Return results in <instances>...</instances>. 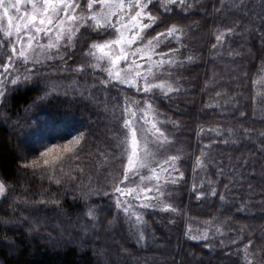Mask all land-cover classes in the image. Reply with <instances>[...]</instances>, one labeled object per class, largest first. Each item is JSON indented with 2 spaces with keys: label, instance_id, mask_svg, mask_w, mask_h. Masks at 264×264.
<instances>
[{
  "label": "snow or ice",
  "instance_id": "snow-or-ice-1",
  "mask_svg": "<svg viewBox=\"0 0 264 264\" xmlns=\"http://www.w3.org/2000/svg\"><path fill=\"white\" fill-rule=\"evenodd\" d=\"M258 2L259 11L253 7L256 0H215L213 11L224 18V25L212 31L215 42L211 43L209 52L213 58L223 55L225 46L230 57L241 56L242 53L229 44L230 38L236 36L245 39L255 37L264 49V0ZM204 7L200 0H86V3L82 0H0V120L7 122L10 119L5 110L9 109V100L14 93L27 87L40 93L24 109L25 119L18 117L12 125L13 132L24 136L30 149V152L19 156V168L31 171L33 175L39 174L58 190L57 193L47 190L33 193L30 198L27 190L16 195L15 187L0 179V201L11 210L4 213L9 219L0 217V225L23 223L38 235L42 222L39 213L49 208L59 211L62 200L71 195L85 204L83 232H95L100 224V208L89 201L94 196L106 197L114 201L116 209V214L107 222L108 229L112 230L123 219L129 233L143 246L148 241V225L137 208L180 214V209L168 202L170 193L167 186L184 178L180 164L188 154L176 147L172 138L174 133L166 134L158 127L162 122L157 119L160 113L155 109L154 101L157 91L169 99L171 94L182 92L183 75L180 70L186 64L196 62L198 56L191 54L183 59L174 58L176 53L183 56L180 49L186 47L183 43L186 30L179 23L165 25L162 13H172L175 8L187 14L192 9ZM158 23L165 25L164 30L148 38L150 33L147 30ZM173 41L178 47H171ZM133 45L137 46L133 48ZM163 47H168V51H157ZM153 55L160 59L153 60ZM138 58L148 65L146 69L144 64L137 62ZM121 64L126 67H121ZM165 76L166 79H161ZM258 76L259 80L254 83L264 81V62L258 69ZM120 85L142 92L147 99L123 96L121 103L118 95L112 98L110 105L107 98L104 101L95 99L98 90L108 91ZM217 86L214 74L205 82L204 90ZM227 95L219 91L215 93L219 98ZM60 96L71 97L64 102L69 112L83 101L93 102L98 108L103 104L106 143L97 146L95 153L89 148L88 134L79 129L59 127L54 130V136L27 132L33 127V123L26 119L28 115L46 104L51 106L50 101ZM225 103L238 108V100L234 96H229ZM210 106L213 105H206ZM255 113L254 107L253 117ZM239 117L240 127L226 129L227 138L222 142L252 141L255 133L259 141L258 151L264 152V130L245 128L246 112L240 111ZM261 119L264 120V115ZM170 123L179 129L178 122ZM206 131L223 136L218 128L206 130L203 127L197 135ZM56 139L64 142L56 143ZM217 143L212 139L200 147L194 160V174L197 170L207 172L215 166L216 175H224V168L211 155L213 145ZM37 152L38 155H32ZM173 152L175 154H170ZM93 155L97 158V175L101 169H111L102 186L97 185L93 175L85 171V158ZM246 164L247 161L244 162ZM236 171L235 166L229 169L230 174ZM161 176L164 177L163 182ZM145 181L155 183L148 186ZM236 182V177L230 175L229 183L223 184L224 192L218 190V181L209 179L207 191L197 192L198 188L204 189L203 181L199 185L193 184L192 191L197 192V200L218 196L221 209L218 216L205 222L203 230L194 232L187 228L184 232L187 239L209 241L216 235L235 232L237 239L231 241L233 246L244 240L248 226L233 230L230 217L220 218L230 211L227 207L230 203L228 193L230 185ZM244 207L247 203L237 207L236 211H243ZM18 210L19 215L16 214ZM3 211L0 205V212ZM255 239L254 231L249 230L247 242L242 248L237 247L238 253L243 254L244 264H264V244L256 245ZM8 245L13 246V242L8 241ZM205 247L210 248L211 244ZM117 254L131 256L122 246H118ZM116 264H123V260Z\"/></svg>",
  "mask_w": 264,
  "mask_h": 264
},
{
  "label": "trees",
  "instance_id": "trees-1",
  "mask_svg": "<svg viewBox=\"0 0 264 264\" xmlns=\"http://www.w3.org/2000/svg\"><path fill=\"white\" fill-rule=\"evenodd\" d=\"M200 2L204 8L192 9L187 14L175 8L172 13H162L165 25L179 23L185 28L186 47L181 49L182 52L186 56H198L196 62L186 64L180 70L183 75L182 92L171 94L170 99L156 93L157 98L154 101L157 111L168 120L179 123L177 130L186 142L189 153L180 164L184 178L176 184L171 197V204L180 209V214L149 211L146 214V221L150 225L148 241L142 246L129 233L122 220L112 230L108 229L107 222L116 214V209L114 201L106 197L94 196L89 201L100 208V224L98 231H89L86 235L82 230L85 222V204L69 195L62 200L59 211L49 208L39 213L41 223L44 224L40 226L38 235L23 223L0 225V264H116L121 259L123 264H145V261L148 264H244L243 254L238 253L237 247L242 248L247 242L248 231H254L256 245L264 244V152L258 151L259 141L256 140L255 133L252 141L242 140L236 144L222 142L227 138L226 129L240 127V111L247 113V118L243 120L245 128L264 130V120L261 119L264 115V81L254 83L259 80L258 69L264 62V49L255 37L245 39L236 36L230 38L229 44L232 49L241 52V56L230 57L225 46L223 55L213 58V54L209 52L211 43L215 42L212 31L215 27L224 25V18L214 13L212 5L215 0ZM253 7L259 11L258 0ZM165 25L158 23L150 28L149 37L163 31ZM244 73H247V76ZM214 74L218 86L205 91V82ZM217 91L228 95L223 98L216 97ZM38 94L40 93L31 87L14 93L9 100V109L5 110L10 119L7 122L0 120V177L15 187L16 195H21L27 190L30 198L31 194L45 190L49 193L58 192L57 187L50 184L46 178L42 179L39 174L33 175L31 171L19 168V156L30 152V149L25 143L26 138L13 132L12 125L18 117L25 119L24 109L28 108ZM95 95L99 101L107 98L109 104L112 98L118 95L121 97L119 102L123 101V96L138 100L147 99L144 94L137 93L134 88H128L126 85L110 88L108 91L101 89ZM229 96L237 98L238 108L232 103H225ZM70 99L71 97L60 96L50 101L51 106L46 104L33 110L26 118L33 123V127L28 128L27 132L54 136V130L59 127L79 129L88 134L89 148L95 153L97 146L106 143L103 104L98 108L92 102L83 101L69 112L64 102ZM209 104L213 106L206 107ZM201 127L206 130L218 128L223 132V136H218L212 131L198 136ZM212 139L218 143L213 145L211 154L224 168V175H216L217 170L213 168L209 174H205L206 178L202 179L199 170L193 173L194 160L195 156L199 155L200 147L209 144ZM55 142L64 141L56 139ZM32 155H38V152ZM96 159L95 155L86 156L84 161L85 171L93 175L94 181L97 178ZM232 166H235L237 171L230 174L229 169ZM99 173L107 176L108 170L101 169ZM230 175H234L237 182L230 185L231 191L228 193L230 203L227 207L230 211L220 218L230 217V227L233 230L248 226L245 228L244 240L238 246H233L231 241L237 239L235 232H226L223 236L216 235L209 241L187 239L184 235L187 228H192L194 232L202 230L205 222L218 216L221 209L218 196L197 200V192L207 191L206 182L209 179L218 181V190L224 192L223 184L229 183ZM202 181L204 189L192 191L193 184L199 185ZM245 203L247 207L237 212V207H243ZM0 205L4 210L0 212V217L9 219V216L4 215L5 212L11 211L8 205L2 201ZM16 214L19 215V210ZM57 227L60 228L56 229ZM90 227L89 225V229ZM8 241H12L13 246L10 247ZM220 241H223V244ZM209 243L211 247H205ZM118 246L126 248L131 256L118 255Z\"/></svg>",
  "mask_w": 264,
  "mask_h": 264
},
{
  "label": "rangeland",
  "instance_id": "rangeland-1",
  "mask_svg": "<svg viewBox=\"0 0 264 264\" xmlns=\"http://www.w3.org/2000/svg\"><path fill=\"white\" fill-rule=\"evenodd\" d=\"M82 3H86V0H82ZM23 8H24V6H22V10H23ZM29 11H30V8L28 9ZM145 22H147V21H145ZM147 31H149V29L147 30ZM105 38H107V37H105ZM149 38H151V37H149ZM42 43H46V40H42L41 41ZM147 41L145 40V43H146ZM183 43L184 44H186V40L183 38ZM137 45H133V48H135ZM171 47H173V48H175V47H178V45L176 44V42L175 41H173L172 42V44H171ZM182 49V48H181ZM180 49V52L181 53H183L182 52V50ZM164 51V52H167L168 51V47H163L162 49H157V51L159 52V51ZM186 56V54L185 53H183V56H180V54L179 53H176V54H174V58H180V59H183L184 57ZM168 57H165V59H167ZM160 59V57L158 56V55H153V60H159ZM137 62L138 63H142V64H144V69H146L147 67H148V65L146 64V63H144V61L143 60H140L139 58L137 59ZM121 67H126V65H124V64H121ZM144 69H142V71L144 70ZM167 77L165 76V77H161V79H166ZM156 82H159V81H156ZM157 93H159L158 91H157ZM140 94H143L142 92L140 93ZM104 96V95H103ZM95 99H98V97L95 95ZM132 99H134V98H132ZM105 100V99H104ZM103 99H102V101H104ZM109 103H110V101H108ZM123 102V101H122ZM121 102V103H122ZM92 104L94 105L95 103H93L92 102ZM110 105V104H109ZM158 113H160L159 111H157ZM150 119L152 118L151 117V115H150V117H149ZM157 119L159 120V121H161L162 123L161 124H158V127H160L161 128V130L162 131H165L166 132V134L167 133H174V136L172 137L173 139H174V142H175V144H176V147L177 148H182L183 150H184V152L185 153H187V146H186V142L185 141H183V139H182V136H180V134H179V131L177 130V129H175V128H173L172 127V124L170 123L171 121L170 120H168L162 113H160V115L157 117ZM170 154H175L174 152L173 153H170ZM188 155H189V153H187ZM212 155V154H211ZM213 156V155H212ZM187 157V156H186ZM185 157V158H186ZM214 157V156H213ZM215 159H216V157H214ZM217 160V159H216ZM216 169L217 170V168L215 167V166H213V167H210L208 170H207V172H199V175H201V176H203L202 177V179H205L206 178V173L207 174H209V172H210V170L211 169ZM182 169V168H181ZM109 171V170H111V169H105V171ZM108 175V174H107ZM105 175H104V173H99L98 175H97V178L95 179V183L97 184V185H104V183H105ZM0 179H1V177H0ZM163 179H164V177L163 176H161V182H163ZM145 183L146 184H148V186H152V184H154L155 183V181H152L151 183H149L148 181H145ZM207 183V182H206ZM175 186H176V184H169L168 186H167V192L168 193H170V197H169V199H168V202L169 203H171V197H172V195L174 194L173 192H175L174 191V188H175ZM149 195H151V193H149ZM136 204H139V201H136L135 202ZM137 211H139L142 215H143V217H144V219L146 220V214L149 212V211H160L159 209H142V208H137ZM160 212H163V211H160ZM156 217V216H155ZM122 220V222L124 223V221H123V219H121ZM44 223H41V225L40 226H42ZM118 224V223H117ZM147 225H148V230H149V228H150V225H149V223L147 222ZM124 226L126 227V229H128V225L127 224H125L124 223ZM60 228V227H59ZM58 227L56 228V229H59ZM97 231H98V226H97V229H96ZM203 230V229H202ZM128 231H129V229H128ZM199 231H201V230H199ZM90 232H92V231H90ZM60 233H61V231H60ZM62 234V233H61ZM88 234V233H87ZM86 234V235H87ZM86 235H83V236H86Z\"/></svg>",
  "mask_w": 264,
  "mask_h": 264
}]
</instances>
